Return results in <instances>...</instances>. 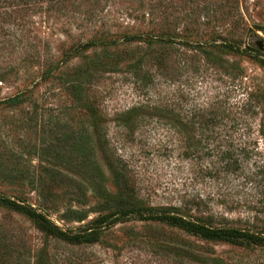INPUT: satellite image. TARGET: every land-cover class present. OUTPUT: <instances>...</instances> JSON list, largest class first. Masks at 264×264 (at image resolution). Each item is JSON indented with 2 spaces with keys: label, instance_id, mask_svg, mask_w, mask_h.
<instances>
[{
  "label": "rangeland",
  "instance_id": "rangeland-1",
  "mask_svg": "<svg viewBox=\"0 0 264 264\" xmlns=\"http://www.w3.org/2000/svg\"><path fill=\"white\" fill-rule=\"evenodd\" d=\"M166 32L202 45L175 43L164 56L157 43H113L123 36L155 42L150 36ZM90 41L97 45L84 48ZM224 42L246 53L217 49ZM203 50L234 74L207 62ZM140 58L144 80L131 73ZM87 69L92 77H81L76 94L70 82ZM16 95L19 105H0V165L17 170L14 181L0 176V195L64 231L90 225L101 214L85 176L90 168L116 193L92 129L96 110L97 137L126 162L142 206L264 237V0H0V101ZM133 107L139 116L124 127L118 116ZM64 137L86 151L58 168L68 178L44 204L37 177L48 165L40 152ZM232 160L237 171L225 166ZM78 184L84 198L76 197ZM0 239L3 264L19 256L30 264H264V243L207 241L140 219L107 227L95 244L74 245L0 207Z\"/></svg>",
  "mask_w": 264,
  "mask_h": 264
},
{
  "label": "trees",
  "instance_id": "trees-1",
  "mask_svg": "<svg viewBox=\"0 0 264 264\" xmlns=\"http://www.w3.org/2000/svg\"><path fill=\"white\" fill-rule=\"evenodd\" d=\"M155 42L144 39L143 36H123L121 39L117 41H113V43L117 45H130L135 42H144L148 48H152L155 43L159 46V51L161 54L166 56L173 50V45L178 44L182 48H187L191 50H195V48L200 47L202 43H194L187 39L181 40L179 37L175 35L171 36L168 32L158 35V36H150ZM235 44V43H234ZM97 42L90 41L83 45L84 48L95 47ZM217 49H222L223 52H230L237 55L245 54L246 51L237 47V44L230 45L226 42L221 43ZM202 55L204 59L216 66L217 68L230 72V74H234L236 69L232 66H228L225 63V60L215 55L213 52L208 50H203ZM97 68H92V71ZM143 63L141 58L138 59L133 65H131V73L138 74L142 73V75H136L140 77V79L144 80L146 77H149L146 72L143 70ZM91 69H87L86 72L81 73V75L71 81L70 85L72 91L76 94L81 93L83 91V81L81 77L88 73V77H92ZM86 82H90L89 79L85 80ZM21 103V95H16L12 98L0 101V105H10L17 106ZM140 107H133L126 112L120 113L118 116V122H120L124 127H129V123L133 120H137L140 112ZM91 117L96 118L95 123L92 125V129L94 132V136L96 137L97 147L100 152V156L103 164L105 165L112 185L116 190L115 194L108 193L107 189L104 187V178L100 173V170L90 168L91 170H95L94 173H86V178L89 181L88 185L91 188V192L95 195V197L99 200L97 204V208L99 210L100 216L97 217L90 225L80 227L77 231H64L60 229L57 225L50 221V219L43 213L38 211L35 208L25 205L23 202L11 199L9 197L0 195V207L13 211L19 215L24 216L29 219L34 227L41 233L46 236H50L52 238L74 244V245H91L95 244L99 240V236L101 231L106 229L109 226H112L119 222H125L134 219H140L142 221H153L160 222L166 224L168 226H173L178 229L183 230L184 232L194 235L198 238L207 241H221L232 244H242L243 242L254 243V244H263L264 237H259L257 234L250 232H243L241 230H236L232 228H214L209 225L203 224L199 220L189 219L184 215L179 214L176 211H172L169 209L161 208H149L142 206L139 201L134 199L133 189L130 188V180L128 178L129 172L127 170L126 162L116 154V149H112L108 140L103 136V138H99V122L98 115L96 110L90 111ZM68 145L67 138L59 139L54 145H46L42 147L40 159L48 165V168H43L42 172L37 177L38 181V196L41 197L42 202L44 204H52V196L51 191L53 188L56 189V186L63 184L65 179L68 178V175L62 173L58 168H60L63 172L65 165L70 162V154L79 156H83L85 154L86 149L82 147V145L78 141H73L70 146ZM222 156V155H221ZM225 157H222L224 160ZM228 168H232L237 171L239 163L236 160H232L230 163L225 165ZM259 169V166L256 165ZM264 171V166L261 167ZM17 172V170H15ZM14 171L11 169H3V166L0 165V176L4 177L6 181H14L17 176L14 174ZM17 175H23L21 173H17ZM81 177V175H78ZM33 178V177H32ZM83 178V177H81ZM84 181L83 179H81ZM24 181V177L22 179ZM32 184V183H31ZM60 187V186H59ZM80 184L77 185V195L83 196V191L79 188ZM79 205V201H77ZM71 212L76 215L77 222H81L84 220L85 216L83 212L72 211ZM83 213V214H82ZM3 248L7 249L5 246L1 247V239H0V264H3V261L8 262L7 254L3 252ZM41 254H37L36 257L41 258ZM16 262L14 264H30L26 262V260L21 259V256L14 257Z\"/></svg>",
  "mask_w": 264,
  "mask_h": 264
}]
</instances>
